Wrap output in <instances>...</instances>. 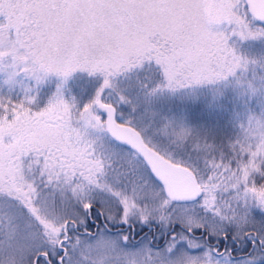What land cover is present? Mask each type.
Segmentation results:
<instances>
[{
  "label": "snow or ice",
  "instance_id": "1",
  "mask_svg": "<svg viewBox=\"0 0 264 264\" xmlns=\"http://www.w3.org/2000/svg\"><path fill=\"white\" fill-rule=\"evenodd\" d=\"M257 39L264 0H0V264H264V107H186L264 93Z\"/></svg>",
  "mask_w": 264,
  "mask_h": 264
},
{
  "label": "trees",
  "instance_id": "2",
  "mask_svg": "<svg viewBox=\"0 0 264 264\" xmlns=\"http://www.w3.org/2000/svg\"><path fill=\"white\" fill-rule=\"evenodd\" d=\"M235 93L232 86H225L223 94L218 97L209 96L207 102L199 100L188 104L186 107L190 123L201 126L218 138L232 135L237 131L238 121L245 117ZM175 107L181 106L177 103Z\"/></svg>",
  "mask_w": 264,
  "mask_h": 264
},
{
  "label": "rangeland",
  "instance_id": "3",
  "mask_svg": "<svg viewBox=\"0 0 264 264\" xmlns=\"http://www.w3.org/2000/svg\"><path fill=\"white\" fill-rule=\"evenodd\" d=\"M242 47L251 52L264 53V39L246 41L244 42ZM226 86H232L233 89L236 91L235 94L239 97L237 101L242 106L245 115L249 110L259 112L261 107H264V93L250 94L246 91H243L238 86H234V85H226Z\"/></svg>",
  "mask_w": 264,
  "mask_h": 264
}]
</instances>
